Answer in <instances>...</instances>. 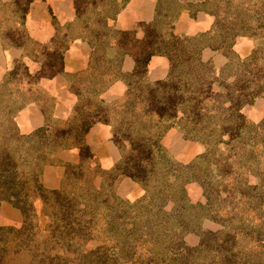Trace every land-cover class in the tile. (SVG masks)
Listing matches in <instances>:
<instances>
[{"label": "trees", "instance_id": "1", "mask_svg": "<svg viewBox=\"0 0 264 264\" xmlns=\"http://www.w3.org/2000/svg\"><path fill=\"white\" fill-rule=\"evenodd\" d=\"M166 1L168 0H160L158 15L162 12ZM33 2L34 0H13L4 3L0 0V11L10 19L13 18L14 22L21 18L25 21ZM202 2L205 10L216 15L215 33L208 41L203 43L202 39L209 34L201 36L172 34L171 37H166L165 34L160 33V26L157 23H150L146 25L144 39H134L132 31H119V37L117 35L112 37L111 43L116 50L113 49L110 66L114 71L119 69L122 58L129 52L136 60V69L145 72L152 56L166 53L172 61L171 67H176L182 61L186 72L192 77L196 76L188 85L190 92L188 95L185 90H181L178 99L169 96L168 105L172 107L167 106V103H159V100L158 103L152 101L148 112L150 116H153V112L156 113L163 121L175 116L176 105L182 103L183 111L180 113L186 122L184 125L188 132H198L196 126L207 118L201 126L202 131L208 133L206 137L203 136L204 139L207 138L208 146L203 157L208 159L211 169L218 167L216 173L212 175L217 176L223 183L226 182L223 185L221 183L226 193L219 191L216 178L209 180L208 177L199 175L200 180L205 184L207 202L204 205L189 203L184 196V186L181 184L180 188H173V191L166 189L163 192L158 190L157 194L150 192L140 204L142 211L135 212L134 202H127L114 192L112 184L116 176L127 175L142 182L146 187L151 186L152 178L158 175L153 171L152 166L160 163L161 168L165 165L177 173L179 179L185 178L180 170L184 169V166H176L175 162L172 163L167 159L169 154L157 138H145L141 133L133 135L136 130L133 132L130 129L131 125H124L123 122L127 117H121L118 128L115 127L114 130V138L116 141L125 137L131 139L133 154L124 158L122 163H118L111 170L112 173L107 174L112 177L110 183L106 182V178L100 186H97L82 169L85 158L93 156L90 147L86 144L85 135L94 123L98 121L108 123L107 118L103 116L98 118L92 112L82 111L80 107L81 110L75 109L74 118L64 126L55 128L44 126L30 133H22L14 116L10 115L9 122L2 123V127L8 130L9 135L11 134V141L8 142L10 150L14 153L16 150H22L23 161L34 153L44 158L45 151L54 153L59 149L71 147L78 148L82 157L79 164H68L67 179L70 183H67V186L64 185L65 187L60 189L46 188L40 180L42 168L40 163L39 173L34 172L35 188L29 191L21 190L25 195L38 194L53 211L54 217L49 224L50 227L47 228L52 233L51 242L54 244L53 247L44 245L41 254L43 264H54L52 262L56 259L58 262H68L61 259L70 258L80 262L83 257H90L86 264H121L122 261H132L133 264H264V258L261 257L264 253V168L260 160L264 150V135L258 136V130L253 129L242 112L244 104L252 103L257 97L264 96V38L259 36L255 27L245 22L246 17L250 18L252 23L254 21V15L250 14L251 10L250 13L247 11L243 13L241 6L245 0L243 2L241 0L238 4L241 5L238 11L223 12H219L216 8L207 9L214 3L219 4L220 0ZM221 2L229 4L232 0H221ZM168 5L171 9L165 14L168 16L175 13L173 19H176L181 10L177 12V4L174 5L173 2H169ZM262 5L264 6V0ZM77 11L78 16L84 13H81L79 6ZM256 18L261 19V25L264 27V10ZM87 28L88 26L85 31L91 37L90 41L94 49L92 66L96 63H98L96 67L101 66L100 56L97 57L98 40L94 32L99 33L95 29ZM0 32L9 44L23 45L22 35L20 39L13 37V34H21V32L16 33L11 26H1ZM238 35L260 37V44L246 58L245 71H239L243 78L242 80L238 77L239 92L235 93L231 88V91H228V97L231 99L226 97L220 100V90L216 92L213 82L206 83L203 80L207 72L196 59L202 48L229 46ZM65 45L66 43L62 48H65ZM59 56L61 57V53ZM180 56L182 58L179 61ZM259 60L262 62L259 63ZM204 96L212 98V103L215 102V97L220 101L206 105ZM130 108V105L124 106L122 112L127 113ZM120 130L123 135L118 138ZM126 130L131 131L127 133ZM239 159L242 163L238 162ZM8 164H15L12 154L3 163L6 167ZM115 170L116 176V173H113ZM189 170L200 174L199 171H194V166L190 165ZM253 174L258 176L256 184L249 183V177ZM0 175V180L6 188L5 192L0 193V198H9L11 183L8 182L7 176L12 181V174L3 177L0 172ZM190 179L193 178L187 180ZM170 200L177 205L174 211L165 208V204ZM204 217L221 223L222 228L203 230L199 244L191 246L185 241V235L200 229V222ZM26 221L29 223L28 217ZM2 229L4 228H0ZM28 230H31L30 223ZM94 237L101 238L103 245L95 250H84L83 243ZM26 240L28 241L24 238V242H27ZM49 241L50 239L47 243ZM60 246L64 247L66 254H60L57 249L53 256L50 253L51 249Z\"/></svg>", "mask_w": 264, "mask_h": 264}, {"label": "rangeland", "instance_id": "2", "mask_svg": "<svg viewBox=\"0 0 264 264\" xmlns=\"http://www.w3.org/2000/svg\"><path fill=\"white\" fill-rule=\"evenodd\" d=\"M98 1L99 0H95V2ZM202 1L203 0H168L164 2L163 10L159 15L157 14V18L154 23H157L160 26V33L165 34L166 37H171L172 34L178 36H186L185 34H179L175 31L174 23L177 19H173L175 13H171L168 16L165 14L169 9H171L168 7V3L173 2L174 5L177 4L176 6L178 7V12L182 7L190 8L193 10L200 8L206 9ZM80 2L82 3V9H86L87 4L89 3L88 0H81ZM240 2L241 0H232L231 3L224 4L220 0L219 4L214 3L207 9L216 8L219 12H223L225 10L238 11L239 7L241 6L238 5L240 4ZM262 2L263 0H245V3H243L241 8L243 9V13L244 11L250 13L251 10L250 14L254 15V21L252 23L250 18L246 17L245 22L255 27L258 30L259 36H262L264 38V27H262L261 25V19L256 18L264 10ZM104 5L106 9L114 8V3H106ZM96 6L99 5H95V7ZM84 12L86 14L88 11ZM212 14L215 16L216 22V15L214 13ZM88 16L89 21H85V26H92V28L97 30V32L99 33L97 34L96 32H94V34L96 35L95 38L98 40L97 46L99 47L97 57L100 56L99 61L101 64V66L98 65L97 67L96 64L98 63L93 65L92 68L94 69H90V73H96L97 75H100V77L98 78L99 80L93 81L88 84V87L91 89V91L95 92L96 96L92 94V98H95V101L87 96L84 98V100L79 99L78 105L84 107L86 106L89 111H92L93 115L97 116L98 118L100 116L107 118L108 121L112 124L114 130L115 127L118 128L117 125L120 123V118L126 116L127 119L123 122V124L131 125L130 129L133 130V132L134 130H136L133 135L136 136L137 133H141V135L143 134L145 138H157L169 154V157L167 156V159L172 163L175 162L174 164L176 166H184V169H180L182 170L181 172H183L181 174H184L185 177L182 180V178L179 179L177 173H175L172 169L170 170L168 166L164 165L161 168V164L156 163L155 166H152V169L153 171H156L158 175L152 178L151 186L147 187L146 185L142 184V182H138L130 176H116L117 172L115 170L113 173H116V177L113 180L114 184H112L114 186V192L118 194L120 198L126 200L127 202H134L135 212L142 211L143 208L140 206V204L143 203V198L150 194V192L152 194H157L158 190H161L162 192L166 189V191H173L174 189L180 188L181 184L184 186V196L188 199L189 203L204 205L207 202V196L205 193V184L200 180L201 175H204L205 178L208 177L209 180H214L216 178V184H219L220 187L219 191L226 193L224 191V187L222 186L226 182L223 183L221 179L218 180L217 176L212 175V173H216L218 167L211 169L208 164V159L203 157L208 149V146L206 144L207 138L204 139L203 136L208 135V133L203 132L201 126L206 122L207 118H204L203 121L196 126L199 130L198 132H188L184 125L186 122L185 120H183L180 113V111H183L182 103L180 105H176L177 114L175 116H173L172 118H166L163 121L160 120L161 118L156 115V113L153 112V116H150L148 112V107L151 105L152 101L158 103L159 100V103H167V106L172 107L171 105H168V99L170 97L173 96L178 99L177 96L179 95L181 90H185L186 95L190 93L188 91V85L196 76L192 77L183 68L184 63L180 61L182 57L180 56L178 58L181 64L179 63L176 67H171L172 61L170 60V56H168V54H156L165 55L169 59L171 70L169 71V74L165 79L154 82H151L148 79V65L150 60L147 64L145 72L138 71L135 65V69L133 70V72L126 77L127 88L124 94L121 95L118 100L107 104L99 96L102 92L103 87H106L114 78L119 77V73H121L120 68L116 71L112 69V67L110 66L111 62L109 60L113 57L114 50H116V47L111 44V42L113 41L112 37L114 35H117L119 37L120 33L118 30H110V28L106 26L104 21L100 19V17L94 16L92 12H90ZM215 22L213 28L209 32L202 34H209L207 37H204L202 39L203 43L208 41L210 37L214 35V29L216 26ZM24 23L25 21H23V18L17 21L15 20L14 22L13 18L10 19L9 16L4 14L3 11H0V27L11 26V28H13L16 33H20L21 30H23L21 34H13V37L16 36L20 39V37L23 36V44H26V42L28 41L27 38L29 36L25 30ZM145 28H147V26ZM217 34L218 33H216V35ZM1 36L4 39L3 33L0 32V37ZM238 37H244L245 40L248 41L249 46L251 45L250 51L247 55H243L242 52H239V50L235 48L236 40L238 39ZM64 43L65 42L60 44L59 47H63ZM259 44L260 37L251 35H238L234 37L233 43L230 42L229 46L216 48L206 46L201 49L196 60L201 64L200 66L203 67V69L207 72L203 80L206 83L213 82L212 85L215 87L216 92L217 90H220V100L228 97V91H231V88L232 91H235V93L239 92L238 77L241 78L239 71H245V68L247 67V65L245 64V60H247L246 58L252 54V52L258 47ZM208 47L221 52L226 57L227 62L224 66H222V68H217L210 60H202V51ZM55 52L56 53L54 57L50 58V60H52V62L56 61L58 63V61L60 62L59 54L61 53V48H58L57 50H55ZM261 62L262 61L259 60V63ZM227 65L228 67L226 68V70H224ZM55 67L58 66L54 64L52 68L49 67L44 72L41 71V73L36 76L35 74L29 72V69L25 64L19 63L18 66H16L14 74L10 76V80L0 86V172H2L3 177H5V175L7 176L8 174H12V181H10L9 177L7 176L8 182L11 183V188L9 190L10 197L0 198V228H4L0 230V264H43L41 262V254L43 252L44 245L46 244V247H53L54 244V242H51L52 233L50 229L47 228L52 218L54 217L52 208L46 205V202H44V200L39 197L38 194H32V196L25 195L24 192L22 193V191H29L30 189L33 190L35 188V179L33 180L34 172L37 171V173H39L38 165H40V163H42V168L40 170V180L46 188L54 189L46 186L44 182L43 171L46 165H54V163L59 164L58 168H61V173H63L62 184L59 188L56 189L65 187L64 185L70 183L67 179L69 168L68 164L74 163H66V161L62 162L64 160L58 157V152L61 149L55 151L54 153H49L46 151L43 152L44 158H42L41 156L39 157V154L34 153L29 157L27 156L25 158V161H23V154H21L22 150H16V153L10 150V145L8 146V142L10 143L12 137H10L11 134L9 135L8 130L5 127H2V123L6 121L8 123L10 115L14 116V120L16 122V114L22 108V105L26 100L25 95L27 93H34L35 89H37L38 91L41 90L38 84L39 78L41 76L47 75L46 73H51L52 70L55 71ZM59 68L60 67L57 68V71ZM241 79L243 80V78ZM81 87V82H78L77 85L74 86V90L77 96L81 95ZM262 97L264 96H259L252 103L244 104L242 107V112L249 120L248 123L253 127L254 130H258L259 137H262L264 135V111L262 109L258 112L256 108L253 109L258 112V116L253 117L250 112L249 114L247 113V110H249V107L253 106L256 101ZM228 98L231 99L230 97ZM204 99L206 100V105H212L214 103L216 104L218 101H220L216 97L214 103H212L213 99L210 97L204 96ZM128 105L131 106L130 110L127 113H123V107H127ZM131 130H126V132L128 133ZM122 135L123 134L121 131L118 138L122 137ZM114 140L120 149L121 158L112 168H104L101 165V162H99L98 158L95 157V155H93L91 158L86 157L82 162V169L85 173L88 174L89 178H91L92 182L97 186H100L102 184V181H104V179L106 178V182L109 181L110 183L112 177L108 176L107 174L111 172V170H113L118 163H122L123 159L130 155L133 151L131 139H127L125 137L122 140L116 141L115 138ZM29 150L31 151L33 149ZM218 153H220V150ZM10 154L13 155L15 164H8V166L6 167L5 165H3V163L6 161ZM158 159H160V157H158ZM42 160L44 161L42 162ZM260 160L261 165L264 168V150H262ZM38 161L40 162L38 163ZM81 161L82 157L80 155V162ZM238 162L242 163L240 159L238 160ZM190 165L194 166V171H199L200 174L195 172L192 173L189 170ZM196 168H198L199 170ZM190 177H192L193 179L187 180ZM249 183H258V176L254 174L250 175ZM164 185L166 188L164 187ZM4 189L6 190L5 185L0 180V193L4 191ZM3 194L6 195V193ZM176 206L177 205L175 204V202H173V200H170L165 204V208L169 211H174L176 209ZM26 217L29 218V223L31 226V230L28 231L27 228L29 227V223L28 221H26ZM220 228H222L221 223L214 221L209 217H204L201 219L200 229L193 232H188L185 235V241L191 246L197 245L201 240L203 230H218ZM24 238H27L28 241L26 240L27 242H24ZM49 239L50 241L47 243ZM102 241L103 240L101 238L94 237L83 243V249L86 251L95 250L103 245ZM28 242H30L29 245ZM57 249H59L60 254H66L63 246H60L59 248H52L50 253H52V255L54 256ZM261 257L264 258V253L261 254ZM71 259L72 258L61 259V261L68 260V262H58V259H56L52 263L86 264L90 257H83L80 262H76ZM77 261H79V259ZM121 264H133V262L122 261Z\"/></svg>", "mask_w": 264, "mask_h": 264}, {"label": "crops", "instance_id": "3", "mask_svg": "<svg viewBox=\"0 0 264 264\" xmlns=\"http://www.w3.org/2000/svg\"><path fill=\"white\" fill-rule=\"evenodd\" d=\"M1 1L9 3L12 0ZM80 1L34 0L24 23L29 36L26 44H9L0 37V86L10 80L19 63L25 64L29 72L36 76L41 71L52 68L54 64L60 67L58 71V67H55V71L45 72L47 75L39 78L38 84L42 91L35 89L34 93L26 92V100L16 114L17 125L24 133L44 126H64L74 118L75 109L81 110L80 107L82 111L90 112L86 106L78 105L79 99L84 100L87 96L93 99L95 92L91 91L88 84L99 80L100 77L96 73H90V69H94V49L91 37L85 31V21H89L90 12L100 17L110 30L132 31L134 39L141 40L146 35V25L156 21L160 3V0H88L90 5L87 4L86 9H82ZM106 3H114V8L106 9ZM78 6L81 13L88 12L78 16ZM214 22L215 16L210 11L182 7L174 25L179 34L198 36L209 32ZM88 28L93 29L92 26ZM63 42L66 43L65 48L59 47ZM235 45L243 55L250 51L251 45L249 46L244 37H238ZM58 48H61L60 62H52L50 58L54 57ZM201 56L203 61L210 60L217 68H222L227 62L221 52L210 47L205 48ZM135 65L133 54L126 53L120 64L119 77L104 86L99 97L107 104L118 100L127 88L126 77L133 72ZM148 67L149 81L163 80L169 74L170 61L165 55H154ZM78 82H81L82 86L79 96L74 90ZM249 108L248 114L250 112L253 117L258 116L259 110L264 111V97L259 98ZM255 108L258 112L253 110ZM85 141L104 168H112L121 158L120 149L114 140V128L110 122L94 123L86 133ZM58 157L64 160L62 162L79 163L80 151L76 147L63 148L59 150ZM58 165L48 164L43 171L46 186L54 189L62 184L63 173Z\"/></svg>", "mask_w": 264, "mask_h": 264}]
</instances>
